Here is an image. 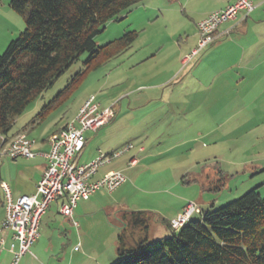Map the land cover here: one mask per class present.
I'll use <instances>...</instances> for the list:
<instances>
[{
    "label": "rangeland",
    "instance_id": "374dc122",
    "mask_svg": "<svg viewBox=\"0 0 264 264\" xmlns=\"http://www.w3.org/2000/svg\"><path fill=\"white\" fill-rule=\"evenodd\" d=\"M9 1L0 0V54L23 31L28 10L24 15L18 14L10 8ZM216 2L143 0L118 20L107 22L104 31L94 38L97 46L112 42L128 31L137 32L134 43L115 59L83 74L80 82L64 95L65 103L31 132L37 140L43 139L47 131L54 133L55 128L76 116L80 104L91 94L102 107L114 105L116 116L109 124L113 126L108 134L110 141L123 142L124 146L132 144L136 150L143 147L147 156L135 170L124 171L128 180L115 191L101 189L96 193L110 202L118 200V215L124 210L155 215L166 212L171 205L186 202L184 209L188 202H197V198L207 204L197 207L217 209L258 185L257 192L264 196V78L262 81H254L255 76L250 81L242 79L238 71L226 67L232 56H222V52L212 51L210 46L191 64H181L184 56L197 46L191 49L188 39L196 31L197 23L191 12ZM86 56L83 54L79 62L73 63L31 102L15 120L10 134L25 126L46 102L62 95L59 93L83 68L81 61ZM95 143L96 140L89 142L81 162L92 161L95 149L104 150ZM6 147L7 144L0 146V180L11 184L12 190L23 189L26 180L16 173L32 160L12 159L4 153ZM213 170L226 175L227 187L209 190L206 185L201 187L203 183L198 178L199 183L185 184V179L191 180L196 173L206 180L202 174ZM202 190L206 193L201 195ZM229 193L233 197L228 200ZM3 204L0 189V222ZM198 214H193L195 220H200ZM95 215L88 225H80L75 245L78 252L74 253L86 259L83 263L107 264L113 260L112 264L117 254V235L124 225L113 213L108 215L109 220L103 211ZM168 225L152 218L147 232L129 227L125 239L130 245L142 235H147L151 242L165 239L170 233ZM67 255L69 264L78 263L75 259L71 263L74 255L70 252ZM2 261L0 264L6 263ZM21 261L20 264L36 262L28 255Z\"/></svg>",
    "mask_w": 264,
    "mask_h": 264
},
{
    "label": "trees",
    "instance_id": "16d2710c",
    "mask_svg": "<svg viewBox=\"0 0 264 264\" xmlns=\"http://www.w3.org/2000/svg\"><path fill=\"white\" fill-rule=\"evenodd\" d=\"M142 1H9L18 14L28 10L23 31L0 54V146L22 132L32 138L31 132L65 103L64 95L83 74L130 48L138 36L135 31L102 46L94 38L107 22L118 20ZM83 54H87L81 61L83 68L59 93L62 95L46 102L25 126L10 134L18 116ZM215 174L218 178L207 188L219 191L226 175ZM194 182L197 180L185 179V184ZM258 187L217 209L203 211L200 220L190 219L177 231L158 219L169 226L170 235L152 242L142 235L130 245L125 233L129 227L147 232L149 219L157 217L146 211H121L118 218L124 227L117 235L112 264H264V196L257 192Z\"/></svg>",
    "mask_w": 264,
    "mask_h": 264
},
{
    "label": "built area",
    "instance_id": "2783aa9c",
    "mask_svg": "<svg viewBox=\"0 0 264 264\" xmlns=\"http://www.w3.org/2000/svg\"><path fill=\"white\" fill-rule=\"evenodd\" d=\"M254 9L252 0H232L225 8L211 12L197 23V46L186 54L181 61L184 66L191 63L216 39V33L223 23L234 21L237 15L250 14ZM76 116L65 127L61 128L49 139L47 152L39 153L35 149L36 140L20 134L7 142L4 153L12 159L24 158L31 160L41 155L46 161L44 172L37 181L32 195L13 197L9 186L0 182V189L4 195L5 216L1 222L2 232L8 231L10 243L6 245L4 237L0 238V254L7 250L11 254L10 264H19L21 258L30 252V247L39 238L40 220L47 211V207L61 200L59 212L63 217L73 220L75 208L79 201L88 200L95 192L103 189L107 192L115 191L127 181L121 171H110L97 180H91L102 165L118 159L132 151L134 146L126 144L122 148L109 153L98 151L97 157L82 165L76 163V158L85 145V133L96 132L109 123L115 116L112 106L102 107L95 95H89L83 100ZM137 151H143L140 147ZM137 158L132 157L127 165L134 167ZM197 211L194 202H188L181 213L169 221L170 229L177 231L187 223ZM7 246V247H6ZM74 250H78L74 247Z\"/></svg>",
    "mask_w": 264,
    "mask_h": 264
},
{
    "label": "crops",
    "instance_id": "0c3cea01",
    "mask_svg": "<svg viewBox=\"0 0 264 264\" xmlns=\"http://www.w3.org/2000/svg\"><path fill=\"white\" fill-rule=\"evenodd\" d=\"M232 2V0H217L216 3H209V7H200V9L196 11H192L194 18L197 19V23L207 17L211 12L220 10L225 8L227 5H229ZM254 9L253 11L245 15L244 13H241L237 15V19L234 21H228L222 24V26L219 27L217 33H216V39L214 42H212L211 45H209L212 49V51H219L222 52L223 55H230L232 58L230 60L226 61V67L235 69L240 73L242 76V79H245L247 81H250L253 76L257 77L256 80H263L264 78V0H252ZM197 23L195 24L196 30H197ZM190 39L192 46L191 49L196 45L198 40V31H194V33L191 34V37H188ZM208 48V47H207ZM206 50V49H205ZM191 64V63H190ZM227 68V69H228ZM83 103V102H82ZM82 103L80 105H82ZM112 106L114 110V105ZM80 107V106H79ZM79 109V108H78ZM115 113V111H114ZM116 116V113H115ZM114 116V118H115ZM113 118V119H114ZM72 119V118H71ZM71 119L67 120L65 123L61 124L59 127L55 128L60 130L61 127L65 126ZM113 119L107 123L105 126H102L98 131L96 132H86L85 133V145L79 155L76 158V163L78 165H82L88 163L87 161L81 162L82 160V152L85 151V149L88 147V144L92 140H96V143H99L104 147V150L101 148H97L94 150V158L98 155V151H101L102 153H109L112 151H115L119 148H122L124 146L123 142L120 143H112L110 141V137L108 136L109 132L113 131V126L109 125L113 121ZM109 127H106L108 126ZM55 133H49L48 131L45 133V137L40 140H36L35 149L39 153L47 152L49 148V139L52 135ZM101 133V134H100ZM33 138V137H32ZM95 143V145H96ZM126 145V143H125ZM135 151V152H134ZM145 149L143 148V151L139 152L135 148L132 151H129L128 153L122 155L125 156L122 160L119 157L118 159H115L111 161L108 164L102 165L100 167L96 174L92 177L91 180H97L99 178L104 177L107 175L110 171H121L124 174V171L126 170H135L142 161H144L147 156L144 154ZM136 157L138 160V163L134 167H128L127 163L132 157ZM93 158V159H94ZM92 159V160H93ZM32 162L28 165H26L23 170H20L17 176H20L25 181V188L23 189H14V187L6 183L7 181L0 180V182L6 183L12 193L13 197H18L20 195H32L35 192V187L37 184V181L41 178L44 167H46V161L41 156L38 155L34 159H31ZM90 162V161H89ZM216 171H207L205 174H202V177L206 178V180L201 177H199V173H196L194 178L192 180L198 179L201 181V187L203 185H206L209 187L211 180H214V178H218V175L215 174ZM125 175V174H124ZM198 178V179H197ZM211 179V180H210ZM128 180V178H127ZM204 181V182H202ZM127 182V181H126ZM199 183V182H198ZM227 187L226 183V176H225V186L223 188ZM230 190V189H229ZM93 194L88 200H81L76 205L75 208V215L73 220H75L78 223V226H74L72 223V220L69 218L63 217L59 212V207L61 204V200H57L53 203H51L47 208V211L41 218L40 226H39V238L34 242V244L30 247V252L25 254L21 260L24 259L25 256H31L34 258L35 264H69L70 262V256L67 255V253L70 252V255L72 256L71 263L75 259L77 264H88V262L83 263L84 259L83 257L76 256L74 252H78L77 250H74V247L76 245V234L80 231V225L86 226L91 222V218L94 217L95 213L98 211H103L106 218L109 220L108 215L114 214L115 218L118 217V207H119V201L114 200L110 202V200L106 199L105 196H100L96 194ZM204 190H202V193ZM97 195V196H96ZM200 195V196H201ZM232 193H229L226 196V199H231ZM197 202L193 201L196 205L205 207L204 203H201L199 198H197ZM210 201V200H209ZM200 204H199V203ZM186 202L183 204H177L171 205L169 209H167L166 212H161L160 214H155L157 217L155 221H160L158 219H163L167 223L170 219H173L177 216V214L182 212L183 207L185 206ZM197 205V206H198ZM4 206V204H3ZM137 211V210H136ZM160 211V210H159ZM203 211L205 209H201L200 207H197V211L200 216L203 214ZM196 212L194 214H196ZM193 215V214H192ZM5 216V210L3 214V218L1 222L3 221ZM96 216V215H95ZM194 215L191 217L193 218ZM195 220V219H194ZM0 222V223H1ZM2 224V223H1ZM82 230V229H81ZM0 238L4 237L6 240V245L10 243V236L9 232L3 231L0 232ZM165 234V232H164ZM170 235V233H167V236ZM45 237L44 243H42V239ZM148 238V236H147ZM75 241V244L70 249V244ZM74 243V242H73ZM69 257V260L67 261V258ZM0 259H2V262H6L5 264H10L11 260V254L4 250L0 254ZM19 261V264L22 261ZM67 261V263H66ZM113 260L108 262L107 264H111ZM92 264V261L89 262ZM33 264V263H32Z\"/></svg>",
    "mask_w": 264,
    "mask_h": 264
}]
</instances>
